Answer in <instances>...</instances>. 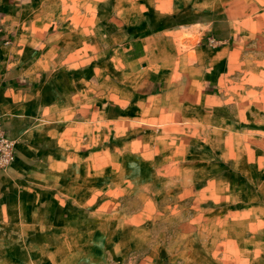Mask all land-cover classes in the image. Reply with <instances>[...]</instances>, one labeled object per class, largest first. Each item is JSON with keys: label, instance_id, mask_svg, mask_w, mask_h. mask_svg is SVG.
<instances>
[{"label": "rangeland", "instance_id": "1", "mask_svg": "<svg viewBox=\"0 0 264 264\" xmlns=\"http://www.w3.org/2000/svg\"><path fill=\"white\" fill-rule=\"evenodd\" d=\"M12 1L66 84L68 167L0 211V264H264V29L206 0Z\"/></svg>", "mask_w": 264, "mask_h": 264}, {"label": "crops", "instance_id": "2", "mask_svg": "<svg viewBox=\"0 0 264 264\" xmlns=\"http://www.w3.org/2000/svg\"><path fill=\"white\" fill-rule=\"evenodd\" d=\"M15 4L12 0H0V126L15 141L14 161L6 169H0L1 212L4 206L11 204L24 208L29 201L53 202L56 193L51 196L49 192V198L39 196L38 187H49L60 193L64 189L61 172H57L56 179L48 181L42 170L68 167L66 157L60 150L53 149L52 142V139L64 136L62 130L67 127L66 94L61 92L66 84L51 72H42L40 67L44 62L35 57L34 28L27 27L29 20L26 22L18 15ZM230 4V0H206V8L224 11L218 23L230 24L234 19L235 25H242L249 19L252 25L264 29V0H252L255 8L251 12L242 6V0H237L233 17L229 16ZM235 32L242 35V29ZM259 37L256 33L255 38ZM71 85L75 86V82ZM48 89H60L55 92L58 97H51ZM256 106L258 116H264V100H259ZM55 144L60 146V139Z\"/></svg>", "mask_w": 264, "mask_h": 264}, {"label": "built area", "instance_id": "3", "mask_svg": "<svg viewBox=\"0 0 264 264\" xmlns=\"http://www.w3.org/2000/svg\"><path fill=\"white\" fill-rule=\"evenodd\" d=\"M14 144L0 126V169H6L14 161Z\"/></svg>", "mask_w": 264, "mask_h": 264}]
</instances>
